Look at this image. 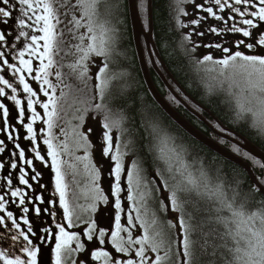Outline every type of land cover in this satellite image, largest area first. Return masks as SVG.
<instances>
[{
  "label": "snow or ice",
  "instance_id": "1",
  "mask_svg": "<svg viewBox=\"0 0 264 264\" xmlns=\"http://www.w3.org/2000/svg\"><path fill=\"white\" fill-rule=\"evenodd\" d=\"M100 2L101 0H75L73 3L71 0H61L59 7L66 9L62 19L52 0H0V26H2L0 27V112H2L0 133L6 134L4 138H0V153H6L11 148L7 162L0 157V169L10 167L12 170H17L18 184L28 189L33 188L30 180L39 182L42 174L34 167V161H40L47 166V160L39 148L37 129L34 127L37 121L41 122L44 128L39 131L44 137L43 144L47 146L51 170L56 174V192L59 193V205L63 209V222H60L56 220L55 210L35 207L37 217L42 211L46 212L52 217L54 224V227H42L38 233L34 230L30 219L31 205L35 202L41 204L51 202L45 201L40 195L33 194L30 198L28 192L15 185L13 177L16 173L8 172L4 179L10 197L19 199L17 203L15 199H9L7 193L0 194V226H2L0 227V264H37L40 247L50 241L52 264H192V241L189 225L186 224L184 216L181 215L178 219V239L176 251L173 253L170 239L165 237L163 224L158 221V212L169 211L170 204L171 211L183 213L180 194L193 191L214 205V211L217 213L215 222L224 229L220 235L223 244L219 247L226 249L231 256L230 260H226V264H264V208L249 211L244 203H237L238 188L231 189L233 195L229 198L227 195L229 189L222 180L219 178L213 180L203 170L190 171L182 150L172 146L171 138L161 133L156 126H153L155 159L157 163L162 161L164 165V168L155 173V177L160 179L155 177L150 179L152 173L135 159L132 160L130 167H125L123 158L129 153L121 150L120 135L115 138V151H113L114 142L111 135L113 127L121 133L125 131L121 128L123 118L109 123L111 110L103 103L110 79L107 76L106 62L97 65L98 72L95 74L97 81L95 88L101 103L91 105L81 101L85 106L76 109L77 114L74 119L79 123L73 126V137L76 145L86 150L83 159H88L87 149L92 147L89 141L92 128L84 132L82 130L84 123L91 112L104 113L102 155L114 162L110 175L115 179L111 185V196L115 197V226L106 230L98 227L95 220H91L85 222L82 231H70V229H79L80 224L74 222V212L65 199L64 177L58 161L59 152L53 142L52 129L55 126L54 118L58 114L59 98L56 95L57 86L50 76L56 63L53 56L58 55L61 46L66 43L65 30L71 40L79 41L76 44H69V47L76 49L80 55L68 67L73 72L78 71L79 78L85 82L92 79L88 75L90 69L85 62L93 55L104 57L106 60L113 53L117 29L112 25L111 20L99 19L100 14L97 9ZM184 2L192 3L194 11L203 12L206 16L190 21H182L177 16L176 23L179 28L198 26L202 20L212 17L217 21H223L224 28L213 26L209 29L211 33L220 35L221 32L230 31L249 38V41L237 40L236 50L233 51L220 43L200 45L193 42L192 36L205 34L196 31L195 27L191 33L184 34V39L191 45L192 52H195L197 47H208L219 49L224 54L222 58L216 60L211 54L203 55L197 60V64L203 66L205 62H213L214 65L221 67L222 71L219 75L224 77L220 81L221 88L227 84L229 96L235 101L236 119L240 120L246 114H251L253 127L264 135V54H245L239 50L241 46L250 52L257 48L264 49V0H200L199 3L196 0H178V3ZM106 4V10L110 15L115 5L110 0H106ZM77 10H79L78 14ZM180 12L187 15L183 8ZM10 24L12 29L8 27ZM61 25L63 27L57 30ZM65 55H68V52H65ZM228 69H232L233 72L226 75L223 70ZM207 70L214 71V68ZM237 75L242 79L237 80L235 78ZM55 77L60 80L62 73L56 71ZM33 81L38 88L33 85ZM21 95L26 100V107L22 104ZM64 96L65 93L61 90L60 97ZM6 102H11L17 110V115L13 118L14 122L10 119V108ZM37 106L43 110L42 113L37 110ZM216 127L227 135H235L219 125ZM20 128L25 130L23 139L31 142V148H25L19 143ZM60 131L61 135L67 137L68 133L64 128ZM224 142L221 139V143ZM61 147L65 151L68 150L66 140L61 141ZM232 148L237 153L241 152L236 143L232 144ZM28 152L34 154L32 158H28L26 155ZM243 155L252 159L254 165L264 169V163L248 152L245 151ZM77 159L81 158L77 157ZM25 166L31 169V175L26 171ZM124 172L127 175V200L132 203L126 216V224L121 221L123 208L120 196L124 190L121 187ZM165 172L170 174L173 180L176 174L184 179L172 186L171 195L167 199L163 195L157 198L156 193L170 190L169 179L166 178ZM93 173L94 179L98 180L99 171L94 166ZM257 179L259 184H253L252 192L264 191L262 187L264 176ZM134 185L139 200L134 196ZM39 186L44 187L43 184ZM96 190L100 191L98 186ZM0 192H3L2 188ZM100 199L107 203V197L101 196ZM149 200H158V209L151 213L150 224L141 218V208L137 206L143 205L144 216L147 217ZM9 204L15 206V215L8 207ZM93 210H95L94 206ZM133 212H136L135 217ZM224 212L228 214L222 215ZM80 219L76 216V221ZM158 223H161V226L156 228ZM167 226L177 227L172 221H167ZM149 228L155 230L150 233ZM86 242H91L93 247H87ZM162 249L163 256L159 254ZM80 254H83L82 258Z\"/></svg>",
  "mask_w": 264,
  "mask_h": 264
},
{
  "label": "trees",
  "instance_id": "2",
  "mask_svg": "<svg viewBox=\"0 0 264 264\" xmlns=\"http://www.w3.org/2000/svg\"><path fill=\"white\" fill-rule=\"evenodd\" d=\"M110 2L115 5L111 9L110 15L106 10V0H101L97 9L100 14L99 19L101 21L111 20L112 25L117 29L113 53L106 60L102 57V63L108 64L107 76L110 78L103 102L111 110L110 118L115 120L123 118L121 128L125 131L121 133L113 127L111 135L114 143L116 136H121V150L129 153L125 156L129 160V167L132 160L135 159L138 163L144 164L152 175L164 168L163 162L157 163L155 159L153 126H156L161 133L170 138L174 134L176 135V143L186 149V154L184 152L182 154L189 165V170L194 172L203 170L213 180L216 178L222 180L225 187L229 189L227 192L229 198L233 195L231 189L238 188L237 203H244L249 211H253L250 207L253 202L261 203L262 208H264V196L259 192L251 191L253 184L242 168L196 141L154 101L145 84L139 65L129 17L128 0H110ZM136 3L142 26L146 31V0H136ZM184 3H178V0H151L153 42L172 80L166 77L158 63L155 62L162 76L168 81L170 86L168 88L149 62L141 42L150 80L157 93L183 120L205 138L216 142L222 149L246 162L259 183L257 178L264 176V169L254 165L252 159L245 158L243 155L245 151L241 148L240 153L235 152L232 148L233 143L221 136L230 137L231 135L221 132L216 125L233 130L234 134L244 138L263 153L264 135H261L258 129L253 127L252 120L245 117L240 120L236 119V107L227 103L221 91L215 94L217 91L213 90L212 83L219 78L221 67L214 65L213 62H205L203 66L197 64V60L206 53L202 51L204 54L199 55V47L196 48L195 52H192L191 45L184 39L185 32L176 23L178 13L175 4L183 6ZM8 27L12 29L11 24ZM208 68H214V71H208ZM20 98L23 106L26 107V100L22 95ZM6 104L10 108V119H13L17 115V110L14 109L11 102H6ZM90 127L94 133V126L90 125ZM25 134V130L20 128L19 143L26 148L27 145H31V142L23 139ZM5 136L6 134L0 133V138ZM221 139L225 142L221 143ZM123 145H127V147H123ZM39 148L44 156L42 148ZM10 153L11 148L6 153H0L4 162L9 160ZM26 155L28 158H32L34 154L29 156V153H26ZM96 157H100L98 152H96ZM11 158L15 159V157ZM34 165L36 170L42 174L39 182L35 181L36 190L46 197V201L51 202L47 203V208L57 212L56 220L63 222V209L59 205V198L48 163L46 166L44 163L36 161ZM3 172V169H0V175ZM165 175L169 179L170 190L164 191L163 197L167 199L171 195L172 186L184 178L176 174L175 180H173L167 172ZM40 184H43L44 187L41 188ZM180 201L183 204V213L171 211L169 204V211L160 212L159 216L165 237L170 239L172 244V252L175 253L176 251L179 226L177 222V227L170 228L167 226V221L176 218L178 220L183 215L186 224L189 225L190 240L192 241V264H226V260H230L231 256L226 249L219 247L223 244L220 235L224 229L222 225L215 222L214 218L217 213L214 211L212 202L195 195V191L181 193ZM154 202L156 203V201ZM227 214V212L222 213V215ZM43 217L44 212L39 217H35V227L33 225V228L38 233L41 223L44 222ZM50 219L52 222V217ZM214 252L215 255H213ZM173 260H175V256H173ZM50 264L52 263L50 262Z\"/></svg>",
  "mask_w": 264,
  "mask_h": 264
},
{
  "label": "rangeland",
  "instance_id": "3",
  "mask_svg": "<svg viewBox=\"0 0 264 264\" xmlns=\"http://www.w3.org/2000/svg\"><path fill=\"white\" fill-rule=\"evenodd\" d=\"M52 2L54 6L58 8L61 18L63 19L64 18L63 13L66 11V9L59 7L61 0H52ZM71 2L74 3L75 0H71ZM196 2L199 3L200 0ZM78 11L79 10H77V14ZM191 12H194L193 6H191ZM200 16H201V12L197 15V18H199ZM198 26L200 29L201 23ZM61 27H63V25L58 26L57 30H59ZM81 31H83V29H81ZM183 31L187 33L185 29ZM229 33L231 34L232 38L236 36V33H232L230 31ZM197 36H198V41L200 42L204 41L202 36L200 35ZM64 40L66 41V43L61 46V51L59 52V54L53 56L56 63L54 64L53 69L51 70L52 75L50 76V79L57 86L56 95L59 98V103L57 105L58 114L54 118L55 126L52 129V134L54 137L53 142L54 144L57 145V151L59 152L58 161L60 162L61 173L64 177L65 199L66 202L68 203L69 208L74 212V216H73L74 222L80 224L79 229H70V231H82L83 227L85 226V222H89L91 220H95L98 227L109 230L115 226L116 214L111 216V208L113 207V201L109 192V185L114 183L115 180L114 182L111 180L108 172L103 173V178L101 179V181L106 191V195L104 196L108 198L107 203H105L102 199H100V197L102 196L101 191L97 192L96 190L97 185L99 184V179L95 180L93 173V166L98 171L100 169V164L95 159L94 150L96 147L97 152H100V150L102 151V146H97V144L103 142L104 128L102 127V121L104 119V113L97 114L96 112H91L84 123V127L82 129L84 132H87V129L91 128L90 125H93L95 128L94 133L89 134V141L92 147L87 149L88 159H83L86 150L82 146H77L73 137V126L79 123L76 119H74V116L77 114L76 109L83 108L85 106L84 104L81 103V101H85L87 103H90L91 105H95L96 103H101V99L97 94L95 88V84L97 83V81L95 80V74L98 72L97 65L102 64V57H96L93 55L91 56L89 61L85 62L87 63L90 69L88 75L92 77V79H88L85 82V80L79 78L78 71L73 72L72 69L68 67V65L72 64L80 55L79 53L76 52V49L69 47V44H76L79 43V41L71 40V37L66 30H65ZM65 52H68V55H65ZM202 54L204 53L200 51L199 55ZM211 55L213 56L214 59H220L221 57H223V55L220 54L218 55L211 54ZM92 61H95V63H93ZM56 71H60L62 73V77L60 80H57V78L55 77ZM221 71L222 69H219V73ZM223 71H225L226 75H229L233 72L232 69L223 70ZM235 78L237 80L242 79L239 75H237ZM223 79L224 77L219 75V78L214 83H212V88L215 92L217 91L215 94L221 91L223 93V98L227 101V103L236 107L235 101L232 99V97L229 96L227 84H224L223 88H221L220 81H222ZM32 83L35 87L38 88V85H35L34 81ZM81 89L83 91H80ZM61 90H63L65 93L64 97H60ZM106 92L107 89L105 91V96L107 94ZM37 110L40 111L41 113L43 112V110L39 109L38 106H37ZM246 115L253 121V117L251 116V114H246ZM112 120L115 119L109 117V123H111ZM37 123L39 124L37 128L39 144L43 146L47 163L50 166L51 160L50 158L47 157V146L43 144L42 141L44 137L39 131L41 128H44V125L39 121H37ZM61 128H64L65 132L68 133L67 137L61 135V131H60ZM64 140H66L68 143L67 151H65L61 147V141ZM101 156L104 157L102 154ZM77 157H80L81 159H77ZM100 159L102 158L100 157ZM123 162L126 168L129 167V160H127L126 157L123 158ZM104 169L106 171L107 167H104ZM50 172L56 190V180H55L56 174L51 170V166H50ZM152 177H155V175H152L150 179ZM155 178L159 179V177H155ZM127 187H128L127 175L125 174L123 197H124V204L128 207L124 213L125 216H127L129 209L132 207V203L127 200ZM161 187H163V185H161ZM133 192H134V196H136L137 200H139L140 197L137 189L135 188V185L133 188ZM163 193L161 194L163 195ZM157 194L160 197V193H156V195ZM57 195L59 198L58 192ZM152 204H154V201L149 200L148 207L151 206ZM93 206L95 210H93ZM137 206L141 208V218L145 219L146 222L150 224L151 217L149 215L147 217L144 216L143 205L138 204ZM132 214L135 217L136 212H133ZM76 216H79L81 219L79 221H76ZM123 220L124 219L122 212L121 221ZM170 221H172L174 225H176L178 222L177 218L172 219ZM126 223L127 220H125L123 224ZM154 230H155L154 228H149L150 233L153 232ZM36 243H39V241H36ZM49 243H51V241ZM49 243H45L43 246L40 247V251L37 255V264H50V262L52 263L53 256ZM52 246H54V244H52ZM87 247L91 248L93 247V245L89 244ZM163 252L164 250L162 249L159 254L163 256ZM80 255L82 258L83 254Z\"/></svg>",
  "mask_w": 264,
  "mask_h": 264
},
{
  "label": "flooded vegetation",
  "instance_id": "4",
  "mask_svg": "<svg viewBox=\"0 0 264 264\" xmlns=\"http://www.w3.org/2000/svg\"><path fill=\"white\" fill-rule=\"evenodd\" d=\"M196 1H198V0H196ZM191 6H193V4L190 3V2L184 3L183 6H179L178 4H175V7L177 9L178 16L180 17V19L182 21H190L191 19L197 18V15L200 12L199 11L191 12ZM181 8H183L185 10V12H187V15H184L183 13L180 12V9ZM193 10H194V6H193ZM202 16H206V14L203 13V12H201V16L200 17H202ZM213 26H218L219 28L223 29L224 28V23H223V21H217V20H215L212 17H208L207 19L201 21V26H200V29L201 30L199 29V26H189L187 28H181V29H183V30L185 29V31L187 33H190L193 30V27H195L196 28V31H198V32H204L205 34L202 36V38L204 39L203 42L198 41V36L197 35L192 36L193 41L195 43H197V44H200V45L220 43L221 45H223L225 47H229L232 50H234V49L236 50L235 44H236V41L237 40L244 39L246 41H249V38H244L239 33H236V36L233 37V38H232L231 34L229 33V31L228 32H221L220 35L211 33L209 31V29L211 27H213ZM239 50L242 51V52H244L245 54H260V53H263L264 54V49H260V48H257L255 50H253L252 52H250L247 48L241 46ZM199 51H203L204 53H207V54H214V55L220 54V55H224L219 49H216V48L199 47ZM155 62L158 63V61L156 59H155ZM158 65H159V63H158ZM0 113H1V116H2V112H0ZM34 126H35V128H37L39 126V124L36 123ZM231 137H233V136H231ZM97 146H102V143H98ZM39 147H40V145H39ZM26 148H31V145L30 146L27 145ZM113 151H115V145L113 146ZM28 153H29V156H32L33 155V153H31V152H28ZM34 162H36V161H34ZM99 162H100L99 184L97 186L100 188V191H101L102 196H104V195H106V191H105V187L102 184L101 179L103 178V173L104 172H108L111 180L114 182V180H115L114 179V176L110 175L111 169H112V167H114V162L110 158H107V157H102V159L99 160ZM101 165L104 166V167H107V170L105 171V170L101 169ZM21 166H24V165H21ZM34 167H35V165H34ZM3 171L4 172L2 173V175H0V188L3 189V192H0V194L7 193L9 199H15L17 201V203H18V199L19 198H11L10 197V193L8 192V188H7V182L4 179V177L8 174V172H15L16 175H15V177H13V179H14V182H15V185L16 186L21 187L22 190L28 192L30 194V198H31V196L33 194L34 195H40V196H42L36 190L35 181H31L30 180V183L33 185V188L32 189H28L26 186H22V185H19L18 184L19 172L17 170H12L9 167L7 169H3ZM26 171H28L29 174L31 173V169H28L27 167H26ZM124 173H123L122 179H121V187L123 189H124ZM111 185H109L110 196H111ZM120 196H121V202H122V208H123V219H124L122 221V223H124L125 220H126V216L124 215V213H125V211H126V209L128 207L124 204L123 191L120 193ZM42 197L46 201L45 197L44 196H42ZM111 198H112V201H113V207L111 208V216H113L114 214H116V209H115V206H114L115 197H112L111 196ZM155 201H156V203L154 202V204H152L151 206L148 207V211H149V214L148 215L151 217V219H152L151 213L153 211H157V209H158V200H155ZM8 207L11 210L14 211V215H15L16 214V208H15V206L9 204ZM35 207H40L43 210V209L47 208V203L41 204L39 202H35V203H33L31 205L30 219H31V222L33 223L34 227H35V217H36V214H35V211H34ZM159 216H160V212H158V221L160 222ZM43 220H44V222L41 223L40 228H42V227H54V224L51 222L50 216L46 212H44ZM157 225H156V228H159L160 227V223H158ZM0 227H2V226H0ZM109 228H110V226H109ZM5 231H6V229H5ZM82 239H84V238H82ZM6 243H5V246H6ZM89 244H92V243L91 242H86V245L87 246Z\"/></svg>",
  "mask_w": 264,
  "mask_h": 264
},
{
  "label": "water",
  "instance_id": "5",
  "mask_svg": "<svg viewBox=\"0 0 264 264\" xmlns=\"http://www.w3.org/2000/svg\"><path fill=\"white\" fill-rule=\"evenodd\" d=\"M128 8H129V17H130V22H131V27H132V32H133V38H134V44H135V49L136 53L138 56L139 60V65L141 68V72L145 81V84L149 90V93L155 100V102L160 106V108L174 121L176 122L187 134H189L191 137L194 139L198 140L200 143L203 145H206L213 150H215L217 153H219L223 158L229 160L230 162L238 165L241 167L243 170L246 171L248 174L252 184H258L256 179L254 178L252 172L250 171L249 166L240 160L239 158L233 156L232 154L226 152L224 149L221 147L218 148L214 146L213 144L210 143V140L205 138L202 134H200L198 131L193 129L185 120H183L166 102L165 100L157 93L155 90L150 77L148 75V71L146 68L145 60H144V53H143V48L141 45V41H143L144 47L146 54L149 58V61L152 65V67L156 70V72L159 74V76L162 78L164 81L165 78L162 76L160 73V70L157 68L155 64L154 58L159 62V65L161 66L162 70L166 74L168 78L171 79L170 75L166 71L159 55L156 50V47L153 42V37H152V11H151V0H146V12H147V30L145 31L137 9V3L136 0H128ZM172 80V79H171ZM165 83V82H164ZM169 88V87H168ZM239 141H235L233 139H229L233 143H236L242 150L248 152L251 156L255 157L256 159L264 162V153L261 152L258 148L247 142L244 138L237 136ZM261 194L264 195V191L260 192Z\"/></svg>",
  "mask_w": 264,
  "mask_h": 264
},
{
  "label": "bare ground",
  "instance_id": "6",
  "mask_svg": "<svg viewBox=\"0 0 264 264\" xmlns=\"http://www.w3.org/2000/svg\"><path fill=\"white\" fill-rule=\"evenodd\" d=\"M157 50V49H156ZM163 82H165L164 84L167 86V87H170L169 86V84H168V81L165 79ZM153 98V97H152ZM155 101V100H154ZM245 118H247V119H249V120H251L247 115H245ZM176 123V122H175ZM177 124V123H176ZM178 125V124H177ZM179 126V125H178ZM180 127V126H179ZM181 128V127H180ZM194 129V128H193ZM225 129H227L229 132H231V133H233V130H231V129H229V128H227V127H225ZM222 137H225V138H227V139H233V140H235V141H239V139L237 138V136L238 135H234L233 137H227V136H225V135H221ZM196 140V139H195ZM209 140V139H208ZM196 141H198V140H196ZM171 142H172V146H174V147H176L178 150H182V152H186V149H185V147H183V146H181V145H179L178 143H176V135L174 134L173 135V137H171ZM199 142V141H198ZM232 142V141H231ZM210 143L211 144H213L214 146H216V147H218V148H220V145L219 144H217L216 142H213V141H211L210 140ZM233 143V142H232ZM202 144V143H201ZM206 148H208L210 151H212V152H214V153H216V154H218V155H220L219 153H217L215 150H213L212 148H210V147H208V146H206V145H204ZM226 151V150H225ZM227 152V151H226ZM262 152V151H261ZM229 153V152H228ZM186 154V153H185ZM231 154V153H230ZM233 155V154H232ZM221 156V155H220ZM233 156H235V155H233ZM235 157H237V156H235ZM253 157V156H252ZM238 158V157H237ZM240 159V158H239ZM240 160H242V159H240ZM243 161V160H242ZM260 161V160H259ZM244 162V161H243ZM262 162V161H261ZM246 163V162H245ZM264 163V162H263ZM247 164V163H246ZM248 165V164H247ZM238 166V165H237ZM241 168V167H240ZM245 171V170H244ZM251 171V170H250ZM246 172V171H245ZM252 172V171H251ZM207 173V172H206ZM253 174V173H252ZM248 175V174H247ZM254 176V175H253ZM255 178V177H254ZM250 179V178H249ZM251 181V180H250ZM258 183V182H257ZM259 184V183H258ZM263 187V186H262ZM260 193V192H259ZM261 194V193H260ZM195 195H197L196 194V192H195ZM263 195V194H262ZM264 196V195H263ZM250 207H251V210H253V211H255V210H258V209H261L262 208V204L261 203H258V202H253V203H251L250 204Z\"/></svg>",
  "mask_w": 264,
  "mask_h": 264
}]
</instances>
